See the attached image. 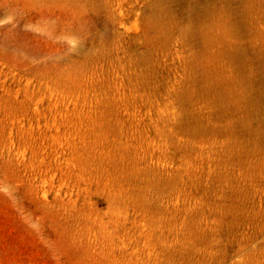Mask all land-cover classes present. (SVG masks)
<instances>
[{
	"label": "rangeland",
	"instance_id": "obj_1",
	"mask_svg": "<svg viewBox=\"0 0 264 264\" xmlns=\"http://www.w3.org/2000/svg\"><path fill=\"white\" fill-rule=\"evenodd\" d=\"M263 142L264 0H0V264H264Z\"/></svg>",
	"mask_w": 264,
	"mask_h": 264
},
{
	"label": "bare ground",
	"instance_id": "obj_2",
	"mask_svg": "<svg viewBox=\"0 0 264 264\" xmlns=\"http://www.w3.org/2000/svg\"><path fill=\"white\" fill-rule=\"evenodd\" d=\"M205 12H206V11H205ZM199 16H200V15H199ZM222 32H223V31H222ZM211 39H212V38H211ZM219 40H220V39H219ZM212 43H213V42H212ZM225 44H226V43H225ZM217 47H218V46H217ZM222 48H223V47H222ZM208 49H209V48H208ZM222 50H223V49H222ZM222 50H221V51H222ZM233 50H234V48L229 46L227 52L230 54L231 51H233ZM234 56H235V55H234ZM237 56H238V55H237ZM232 57H233V56H232ZM243 57H244V56H243ZM233 58H234V57H233ZM252 58H253V57H252ZM241 59H242V58H241ZM229 60H230V59H229ZM239 63H240V62H239ZM223 64H224V63H223ZM243 67H244V66H243ZM247 73H248V72H247ZM185 91H186V90H185ZM226 105H227V104H226ZM255 107H256V106H255ZM255 109H256V108H255ZM254 111H255V110H254ZM253 113H254V112H253ZM257 113H258V112H257ZM254 116H255V114H254ZM254 116H253V117H254ZM248 123H249V122H248ZM225 126H226V125H225ZM237 127H238V126H237ZM220 129H221V128H220ZM163 132H164V131H163ZM234 132H235V131H234ZM237 132H238V131H237ZM196 133H197V132H196ZM234 134H235V133H234ZM232 135H233V134H232ZM220 136H221V135H220ZM220 136H219V137H220ZM232 137H233V136H232ZM233 138H234V137H233ZM233 138H232V139H233ZM226 142H227V141H226ZM263 143H264V142H263ZM231 146H232V145H231ZM261 146H262V145H261ZM260 148H261V147H260ZM228 149H229V148H228ZM7 184H8V183H7ZM6 186H7V185H6ZM11 192H12V191H11ZM9 194H10V193H9ZM28 214L30 215L31 213H28ZM31 217H32V216H31ZM24 220H25V219H24Z\"/></svg>",
	"mask_w": 264,
	"mask_h": 264
}]
</instances>
